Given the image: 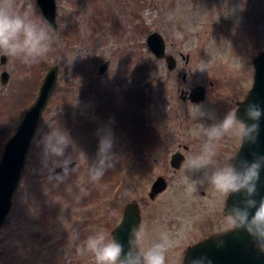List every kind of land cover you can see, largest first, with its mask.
I'll use <instances>...</instances> for the list:
<instances>
[{
	"label": "rangeland",
	"instance_id": "374dc122",
	"mask_svg": "<svg viewBox=\"0 0 264 264\" xmlns=\"http://www.w3.org/2000/svg\"><path fill=\"white\" fill-rule=\"evenodd\" d=\"M57 3L59 25L53 28L37 0H15L14 10L28 13L50 36V50L43 59L28 65L7 57L2 64L0 55V160L46 73L55 64L60 67L0 232V264H94L91 254L79 255L77 248L97 231L112 238L124 207L135 197L146 216L143 246L157 241L161 232L175 235L183 230L188 238L169 253L168 264H184L188 245L210 236L205 227H211L209 221L216 216L219 194L202 171L193 173L186 165L174 171L167 159L175 144L172 135L176 134V143L179 139L191 144L189 157L199 154L206 139L204 128L237 110V101L253 84L254 57L264 50V0ZM154 31L166 39L167 53L178 59L172 71L148 46L147 36ZM106 62L109 65L100 74ZM201 67L205 71L197 70ZM3 70L10 74L6 83ZM196 84L207 88V99L183 103L181 87ZM200 108L214 113L215 119L197 118ZM149 114L153 121L146 120ZM148 125L153 142L150 165H144L143 159L133 160L132 146L146 144ZM52 129L67 132L72 140L67 154L87 158L89 164L96 160L100 133L110 132L115 167L92 181L85 162L63 182L50 180L57 174L42 166L41 141ZM231 140L235 156L241 142L229 135L218 142L216 161L229 156ZM161 174L169 178V186L152 200L151 183ZM210 200L215 201L203 209L199 206Z\"/></svg>",
	"mask_w": 264,
	"mask_h": 264
},
{
	"label": "clouds",
	"instance_id": "9594fccd",
	"mask_svg": "<svg viewBox=\"0 0 264 264\" xmlns=\"http://www.w3.org/2000/svg\"><path fill=\"white\" fill-rule=\"evenodd\" d=\"M15 0H0V55L9 58H19L23 63L31 65L38 63L50 50V36L39 27L28 13H18L14 10ZM205 71L203 67L197 69ZM197 118L215 119L201 108L195 114ZM246 120L238 116V111H229L222 120L205 127L203 135L206 137L199 154L192 155L185 161L188 170L203 172V178L212 186L214 191L223 197L231 194L245 193V198L228 209L224 216L232 229L243 230L252 238L257 251L264 254V199L259 201L254 197L257 194V182L260 171L264 168V157H258L249 163L239 161L237 166L233 158L223 165L214 166L217 156V144L224 137L232 135L239 138L241 145L245 142L254 143L259 130V121L264 117V108L256 103H248L244 109ZM253 121V123H247ZM41 163L50 173L55 168L62 169L61 174L50 175V180L63 182L71 173L75 172L85 162L92 181L101 179L105 173L115 167L117 157L112 151L113 137L110 132H101L96 160L89 164L87 158L81 160L67 154L72 140L63 129L51 130L41 141ZM73 164L75 166L73 167ZM195 181H193V184ZM192 185L189 186V191ZM255 209L254 213L251 211ZM144 238L141 227H133L129 233L128 247H125L114 236L104 231H97L89 235L77 248L79 255L91 254L94 264H168V255L180 247L187 240V233L183 230L173 235L167 231L161 232L157 241L148 247L142 244ZM223 242L217 243L222 247ZM190 264H212L206 256L194 257Z\"/></svg>",
	"mask_w": 264,
	"mask_h": 264
},
{
	"label": "water",
	"instance_id": "95a60500",
	"mask_svg": "<svg viewBox=\"0 0 264 264\" xmlns=\"http://www.w3.org/2000/svg\"><path fill=\"white\" fill-rule=\"evenodd\" d=\"M41 12L49 25L58 26V4L57 0H37ZM148 46L158 58H165L169 70H174L178 60L173 54L167 53V42L164 36L158 32H152L148 36ZM7 56H1V63H7ZM254 81L245 99L238 101V116L246 120L244 109L248 103H256L264 108V51L258 54L254 60ZM109 62L100 68V74L107 69ZM59 65H54L46 74L40 87L39 94L34 103L26 110L18 124L16 132L7 142L2 159L0 161V231L12 209L13 199L16 190L23 178L24 169L27 163V156L31 143L39 127L41 117L48 106L50 98L56 87L59 78ZM10 74L7 70L2 72V82L9 80ZM207 97L206 87L196 84L192 87L190 98L194 102H201ZM253 123V121H247ZM258 157H264V117L259 121V130L254 143L245 142L241 145L233 158L237 166L239 161L246 160L249 163ZM181 158L175 155L173 164L179 166ZM75 164H73V167ZM53 174L62 173L60 167L55 168ZM167 183L160 177L154 184V191L158 193L166 189ZM245 193H234L228 198L225 212L233 205L242 202ZM259 201L264 199V168L260 171V179L257 182V194L254 197ZM253 213L255 209L251 210ZM141 216L139 206L135 202H129L124 207V216L121 223L113 230V236L124 245L125 251L128 247L129 233L133 227H140ZM222 241L223 246L217 247ZM206 255L212 260V264H264V254L257 251L252 238L247 232L237 229H230L227 232L213 233L204 240L191 245L185 251L184 264L197 256Z\"/></svg>",
	"mask_w": 264,
	"mask_h": 264
},
{
	"label": "flooded vegetation",
	"instance_id": "af4514ba",
	"mask_svg": "<svg viewBox=\"0 0 264 264\" xmlns=\"http://www.w3.org/2000/svg\"><path fill=\"white\" fill-rule=\"evenodd\" d=\"M183 58H185L183 56ZM165 59V58H164ZM190 61V57H187L186 58V62L188 63ZM183 79H184V82L187 81V74H185L183 76ZM194 85H188V86H185V87H181L180 91H181V100L183 103H189V104H198V103H201L203 101H205L207 99V97L201 101V102H194L191 100L190 98V92L192 90V87ZM207 90V88H206ZM239 101V100H238ZM237 101V102H238ZM228 105V104H227ZM232 106V103L230 104ZM151 113V112H149ZM150 115V114H149ZM149 119H146L148 121H153L151 119V115L150 117L148 116ZM147 131H146V144H139L141 142H143V140H137V143L139 145H133L132 146V156H133V160L135 159V163L138 159H143L142 160V163H144V165H150V152H151V149H152V142H153V136L151 135V127L150 125H148L147 127ZM144 128H143V131L141 133L144 132ZM141 136V135H139ZM168 137V135H166ZM174 137V141H175V144L174 146L172 147V149L170 148L171 152L169 151L170 155L167 157L168 161H170V165L171 167L174 169L175 172H178L180 171L184 165H185V161L189 158V153L192 149L191 147V144H188V143H185L184 141H181V140H177V143H176V139H175V136L176 134H173L172 135ZM231 145H226L228 148L226 150V153L229 155L226 157V160H229L232 158V155H233V149H234V143L232 142L231 140ZM170 146V144H169ZM241 146V144H240ZM240 147H238L237 151L239 150ZM236 151V153H237ZM175 155L179 156L181 158V162H180V165L177 167L173 164V160H174V157ZM225 161H216V157H215V161H214V166H220V165H223V163ZM140 176H143L142 174H140ZM160 177H163L165 179V182L167 183V187L166 189L168 188L169 186V178L165 175V174H161V175H158L151 183V187H150V191H149V196H150V199L154 200L157 196L160 195V193L162 194V192H164L166 189H164L163 191H160L158 193H155L154 191V184L155 182L160 178ZM205 190L202 191V193L205 194ZM217 201H219V207H218V210H217V213H216V216L215 218H212V220H210V226L208 229L205 227L206 230H209V235L215 233V232H226L231 228V226L227 223V221H225L224 219L225 216H224V211H225V208H226V204H227V200H228V197H221L220 195H218V198L215 199ZM215 200H210V201H206V202H203L202 204H199L202 205L200 207H202V209L206 206L207 203L211 202V201H215ZM168 201V200H167ZM132 202H135L138 206H139V209H140V216H141V225L140 227H142V225H144V222H145V214H144V211H143V207L144 206H141V202H140V199L139 198H133ZM220 211V212H219ZM195 213V212H194ZM225 215L226 212H225ZM208 237V236H206ZM204 237V238H206ZM203 238V239H204ZM198 242V241H197ZM195 244V243H194ZM191 244H189L188 246H190Z\"/></svg>",
	"mask_w": 264,
	"mask_h": 264
},
{
	"label": "trees",
	"instance_id": "16d2710c",
	"mask_svg": "<svg viewBox=\"0 0 264 264\" xmlns=\"http://www.w3.org/2000/svg\"><path fill=\"white\" fill-rule=\"evenodd\" d=\"M115 200V199H114Z\"/></svg>",
	"mask_w": 264,
	"mask_h": 264
}]
</instances>
